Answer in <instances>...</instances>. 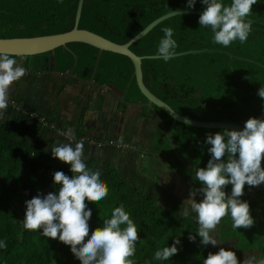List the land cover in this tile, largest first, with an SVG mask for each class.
I'll list each match as a JSON object with an SVG mask.
<instances>
[{"label": "trees", "instance_id": "obj_1", "mask_svg": "<svg viewBox=\"0 0 264 264\" xmlns=\"http://www.w3.org/2000/svg\"><path fill=\"white\" fill-rule=\"evenodd\" d=\"M77 2L0 0V38L68 31L73 26ZM221 2L226 6L231 4V0ZM186 5L187 0H83L78 27L123 44L159 16L189 9ZM204 7L201 0H197L195 8L190 10L203 11ZM199 16L181 14L163 20L130 45V50L138 56H158V46L164 37L162 29L170 27L178 45L176 54L182 53L169 61L159 57L143 58L141 69L145 86L187 118L241 126L251 117L264 119V99L257 94L264 86V29L252 26L247 41L241 44L236 40L224 47L214 43L210 27H201ZM245 19L264 24V0H257ZM68 45L78 46L93 66L98 51L96 48L77 42ZM57 50L63 52L59 67L70 68L73 55L62 47ZM196 50L198 52H191ZM103 55L98 61L96 74L112 81L110 76L117 78L119 73H123L125 83L131 78L128 100L146 101L132 76L130 60L111 52H103ZM155 108L165 117L164 128L169 130L172 119ZM223 130L175 122L171 135L178 151L165 137L170 163L185 177L195 175V168L206 167L210 159L207 150L211 145L205 143L207 134ZM31 134L33 129L20 125L14 119L8 122L0 119V241L7 243L6 249L0 248V264H81L70 251V246L23 227L25 201L38 193L46 195L58 191L59 185L53 182L54 172L62 171L72 176L70 165L53 158L51 153L26 138ZM84 162L87 168L95 170L91 162ZM100 171V179L107 184L109 192L98 204L86 201L93 210L89 221L91 230L103 227V221L111 218L114 208L123 205L140 236L135 255L130 258L133 264H203L209 252L216 253L221 247L227 248L232 238L235 241L231 250L236 255L253 253L251 256L257 260L264 259V189L247 184L244 188L242 200L250 205L253 227L233 229L229 214L217 226L218 245L205 247L200 244L198 235L195 242L188 239L190 232L196 235L198 230L195 217L185 218L163 207L151 196L127 183L114 168ZM231 187L229 185L226 189L229 194ZM176 237L181 240L177 245L178 254L169 261L155 260V252L171 246ZM243 260L238 261L239 264H243Z\"/></svg>", "mask_w": 264, "mask_h": 264}, {"label": "clouds", "instance_id": "obj_2", "mask_svg": "<svg viewBox=\"0 0 264 264\" xmlns=\"http://www.w3.org/2000/svg\"><path fill=\"white\" fill-rule=\"evenodd\" d=\"M197 0H187L186 7L194 9ZM205 5L199 16L201 27H210L214 33V43L228 47L233 41L241 44L248 40L252 21L246 20L257 0H231L225 5L221 0H201ZM173 13V11H172ZM170 13V14H172ZM157 54L164 61L175 58L177 42L173 39V29H162ZM26 69L15 59L0 53V119L9 106L11 86L21 80ZM264 99V86L258 90ZM65 135L73 143H60L51 149L52 157L70 165L72 176L62 171L53 173V182L58 191L46 195L37 194L25 201L26 212L23 227L27 231H39L43 237L59 240L81 264H133L136 243L140 240L138 229L124 206L114 208L110 219L103 221V227L91 230L89 223L93 210L87 202L97 203L108 196V186L100 179L99 168H87L84 162V140L77 141L71 128ZM123 143L122 138L117 146ZM206 144L210 159L206 167L195 169L194 179L200 187L189 190V198L184 200L180 215L189 217L195 213L198 224L196 235L189 233L188 239L196 241L200 237L202 246H217L216 229L222 218L230 214L233 229H250L254 219L250 205L240 198L244 188L264 184V119L251 117L242 130L227 129L215 134H207ZM231 185V193L226 189ZM202 199L197 200V196ZM122 225L124 227H122ZM179 237L171 246L155 252L157 261H169L178 254ZM0 248H7L6 241H0ZM203 264H239L232 250L221 247L218 252H209ZM243 264H264V259L245 257Z\"/></svg>", "mask_w": 264, "mask_h": 264}, {"label": "crops", "instance_id": "obj_3", "mask_svg": "<svg viewBox=\"0 0 264 264\" xmlns=\"http://www.w3.org/2000/svg\"><path fill=\"white\" fill-rule=\"evenodd\" d=\"M62 48L73 55V64L67 69L59 67L63 52L58 48L11 58L26 69V74L11 86L9 106L1 120L14 119L33 129V134L26 138L47 153L60 143L71 142L74 146L75 142L59 135L57 129L67 132L71 128L75 136L86 135L96 140L118 142L122 138L123 142L136 145L138 151L127 152L114 146L97 147L84 142V161L91 162L95 169H116L127 183L180 214L174 204L181 209L184 200L189 198V190L199 185L193 180L194 174L185 177L170 163L165 147L168 131L164 128L165 117L146 101L128 100L131 78L125 83L126 76L119 73L117 78L110 76L112 81H106V77L96 74L95 61L91 66L92 61L83 56L78 46L67 44ZM103 57L101 52L98 61ZM32 110L54 128L37 124L29 114ZM256 187L264 189L262 184L252 186ZM196 198L199 201L202 196ZM190 216L195 217V213Z\"/></svg>", "mask_w": 264, "mask_h": 264}, {"label": "water", "instance_id": "obj_4", "mask_svg": "<svg viewBox=\"0 0 264 264\" xmlns=\"http://www.w3.org/2000/svg\"><path fill=\"white\" fill-rule=\"evenodd\" d=\"M82 3H83V0H78L76 11H75V16H74V21H73V26L70 30L61 32V33L36 35V36H31V37L0 38V53H5L8 56H17V57L34 56L38 54L52 52L56 48L65 47L69 43L77 42V43L87 44L98 50V55L95 60V67L98 62L99 54L101 52H111V53H116V54L127 57L133 66L132 76L134 78L136 86L139 92L141 93V95L146 99V104L150 108L157 107L165 115L169 116L172 119L171 127L167 131V138L175 149H176V146H175V143L171 135L172 127L175 122H180L186 125L199 127V128H209V129L227 128V129H235V130L243 129L244 126L229 123V122L204 121V120H195V119L187 118L185 116L180 115L176 111H174L167 103H165L164 101L159 99L157 96H155L145 86L143 82L141 60L146 57L153 58V57H159V56H144V57L138 56L134 54L129 48L132 43L139 40L146 33H148L154 26H156L158 23L162 22L163 20H166L168 18H171L176 15H181V14L201 15L203 11L183 9V10L173 11V13L168 12L164 15L159 16L153 21H151L141 31H139L132 38H130L127 42L123 44H118L96 33H93L91 31H88L86 29H81L78 27ZM252 26L264 29V24L256 22V21H252ZM191 52H198V50L191 51ZM183 53H187V52H183ZM179 54H182V53H177L176 55H179ZM95 67L93 71L95 70ZM244 195L240 198L241 200L244 198Z\"/></svg>", "mask_w": 264, "mask_h": 264}, {"label": "built area", "instance_id": "obj_5", "mask_svg": "<svg viewBox=\"0 0 264 264\" xmlns=\"http://www.w3.org/2000/svg\"><path fill=\"white\" fill-rule=\"evenodd\" d=\"M16 109H18V107L16 106ZM30 116H32L36 123L41 125V126H48L50 128H54L53 124L47 122L44 117L40 116L39 114H37V112L35 111H29ZM56 132L61 135L64 136L65 138L68 139V137L65 135V131L61 130V129H57ZM77 141L80 139H83L84 142H88L91 143L97 147H104V146H114L117 149L121 150V151H127V152H136L138 151L137 146L134 144H130L128 142H123L122 144H120L119 146H117L118 142L113 140V139H109V140H96V139H92L89 136L86 135H82V136H75Z\"/></svg>", "mask_w": 264, "mask_h": 264}, {"label": "rangeland", "instance_id": "obj_6", "mask_svg": "<svg viewBox=\"0 0 264 264\" xmlns=\"http://www.w3.org/2000/svg\"><path fill=\"white\" fill-rule=\"evenodd\" d=\"M180 167H181V169H183L182 166H180ZM194 176H195V175H194ZM194 176H193V180H194V182H195L196 184H198L199 187H200L199 182L196 181V180L194 179ZM262 186L264 187V184H262ZM174 206H175L176 211H180V209H179V207H178L177 204H174ZM192 217H193V216H192ZM233 241H234V240L229 241L228 246L226 245V247H227V248H225L226 250H231V248H232V246H233ZM216 248H217V247H216ZM218 248H219V247H218ZM218 250H219V249H218ZM251 254H253V253L239 254V255H237V259H238V261H242L243 259H245V257L251 256Z\"/></svg>", "mask_w": 264, "mask_h": 264}]
</instances>
